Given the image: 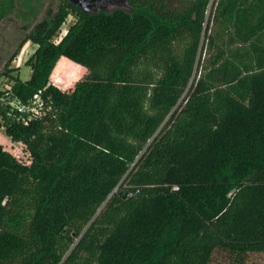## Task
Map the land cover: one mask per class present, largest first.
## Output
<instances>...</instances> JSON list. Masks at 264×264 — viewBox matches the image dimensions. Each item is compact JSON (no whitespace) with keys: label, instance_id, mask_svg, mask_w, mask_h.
<instances>
[{"label":"trees","instance_id":"obj_1","mask_svg":"<svg viewBox=\"0 0 264 264\" xmlns=\"http://www.w3.org/2000/svg\"><path fill=\"white\" fill-rule=\"evenodd\" d=\"M113 2L62 10L31 35L29 79L0 74V128L28 161L0 145V264L264 254V0ZM58 61L86 69L69 91Z\"/></svg>","mask_w":264,"mask_h":264},{"label":"rangeland","instance_id":"obj_2","mask_svg":"<svg viewBox=\"0 0 264 264\" xmlns=\"http://www.w3.org/2000/svg\"><path fill=\"white\" fill-rule=\"evenodd\" d=\"M34 0H12L10 6V12L14 16H8L4 21H0V74L2 73L4 63L9 58L11 53L14 52L15 48L18 46V43L22 37L30 32L33 28L34 21L32 18L27 16V18L22 17L20 13H15L16 5L25 4L24 10H28L31 14L36 15L38 10L32 11L31 2ZM59 0H37V7L39 13L42 17H51L54 11L57 9V3ZM103 7L99 11H111L116 7L113 0H102ZM36 3V2H35ZM39 3V4H38ZM34 7V3H33ZM3 13L0 14V19L2 18ZM22 17V18H21ZM70 22H74L75 17L70 16L68 18ZM32 51L28 43H26L22 50L18 53L15 61L10 65L19 68V77L22 81L29 79L31 75V68L24 64L25 57L27 54ZM60 59L68 60L64 57ZM59 59V61H60ZM57 62L50 76V83L55 85L62 91L71 90L75 83L78 82L86 75V70L82 68V72L78 73L71 68H66L63 63ZM70 61V60H68ZM71 62V61H70ZM73 63V62H72ZM75 64V63H74ZM77 65V64H76ZM79 66V65H78ZM58 68V69H57ZM64 71V75L61 72ZM77 74V76H75ZM75 76L74 78H69L68 76ZM6 85V78L0 77V90H2ZM0 145L4 148L5 151L12 154L17 159H21L25 162L27 161V155L24 151V148L20 144L12 143L5 135L4 130L0 128ZM220 264H230L227 258H217ZM245 264H264V254H251L248 259L245 260Z\"/></svg>","mask_w":264,"mask_h":264},{"label":"flooded vegetation","instance_id":"obj_3","mask_svg":"<svg viewBox=\"0 0 264 264\" xmlns=\"http://www.w3.org/2000/svg\"><path fill=\"white\" fill-rule=\"evenodd\" d=\"M9 2H12V0H0V14L3 13L0 21H4V19H6L8 16H14L13 14H11V12L9 10L10 9L9 5H11V3H9ZM33 3H34V7H33ZM31 4H32V8H33L32 11L35 12V10H38L36 15L31 14V12H29L28 10H24L25 4L22 3V4L16 5L15 13L21 12L22 14H20V15L22 17L25 16L24 18H27V16H29L34 21V25H33L32 30L30 32L26 33L22 37V39L18 43V46L15 48L14 52L11 53L9 58L6 60V62L3 65L4 69L7 67L14 68V66H10V65L15 61V59L18 56V53L20 52V50L23 49V47L26 43H28V45L30 46L32 51H30L27 54V56L25 57L26 59L24 61V64L26 65V63L30 62L31 59L34 58V54L38 48V46L31 41V35H32L34 29L39 25H45L49 28L54 27V25L56 24V17L62 10L75 9V10L86 13L88 11H93L94 9L100 10L103 7L102 0H59L57 3L58 4L57 9L54 11L52 16L51 17H42L39 13L40 7H38V9L35 8V5L37 7V0L32 1ZM70 16L75 17L74 14H69L67 16V18L65 19V21L61 24L58 36L56 37V39L58 41H60L63 38V36L66 34V32L69 28V25L72 23L68 20V18ZM4 69H3V71H4Z\"/></svg>","mask_w":264,"mask_h":264},{"label":"built area","instance_id":"obj_4","mask_svg":"<svg viewBox=\"0 0 264 264\" xmlns=\"http://www.w3.org/2000/svg\"><path fill=\"white\" fill-rule=\"evenodd\" d=\"M32 106H34V107L32 108V111H33V110H36L35 108H36L37 106H38V107H41L40 97H39L38 94L35 95V96L33 97Z\"/></svg>","mask_w":264,"mask_h":264},{"label":"crops","instance_id":"obj_5","mask_svg":"<svg viewBox=\"0 0 264 264\" xmlns=\"http://www.w3.org/2000/svg\"><path fill=\"white\" fill-rule=\"evenodd\" d=\"M79 67H81V66H79ZM84 70H86V69L84 68Z\"/></svg>","mask_w":264,"mask_h":264}]
</instances>
